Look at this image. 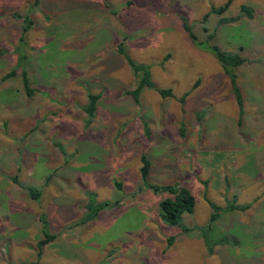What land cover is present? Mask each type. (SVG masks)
Masks as SVG:
<instances>
[{
    "label": "rangeland",
    "instance_id": "obj_1",
    "mask_svg": "<svg viewBox=\"0 0 264 264\" xmlns=\"http://www.w3.org/2000/svg\"><path fill=\"white\" fill-rule=\"evenodd\" d=\"M187 27L247 58L235 68L243 113ZM128 55L149 66L139 101ZM144 154L150 182L193 192L186 226L207 231L210 202L236 196L246 209L222 212L206 236L168 225L159 203L169 194L144 182ZM86 191L113 206L80 225ZM44 230L57 238L41 250ZM38 263L264 264V0H0V264Z\"/></svg>",
    "mask_w": 264,
    "mask_h": 264
},
{
    "label": "trees",
    "instance_id": "obj_2",
    "mask_svg": "<svg viewBox=\"0 0 264 264\" xmlns=\"http://www.w3.org/2000/svg\"><path fill=\"white\" fill-rule=\"evenodd\" d=\"M228 4L229 2L225 4L224 6H222L219 10H217V12L219 14L224 13ZM241 12L247 13L249 17H253V10L247 5L241 7ZM16 16L21 18L20 14ZM239 17L240 16H236L233 18L222 17L221 22L235 21V20H238ZM187 29H188V32L190 33L189 34L190 38L192 39L194 43L196 42L201 48L207 49L211 51L212 53H214V55H216L217 59L219 60L220 64L223 67V70L231 79L233 90L235 91L239 107L242 111L241 113H243L244 112V108H243L244 100L242 97L241 90L237 84V73L235 71V68L246 63L247 58L238 51L236 52L226 51L223 48H221V46H219L217 43L213 42L212 40L214 38V33L209 34L205 42H203V41L198 40L197 34L191 31L190 27H187ZM24 31L25 32L20 37L21 43L25 42V39H26L25 34L27 31V28H25ZM208 41L210 42L212 41L211 42L212 44H208L209 43ZM15 51L17 54H19L16 69L17 70L18 68L21 69L22 80H23L25 89L27 90L28 95L32 96L35 90L32 87H30L31 83H30V78H29V71L26 68L28 60H29V56L27 53L22 51V47H20L19 45L16 47ZM119 51L122 54H126L125 49L122 45H119ZM127 57H128L127 60L131 68L133 69L134 73L140 76L142 75V78L140 79L137 87L130 91V93L135 97V100L139 101V97L142 91L144 90V88L152 85V82L150 80V74L148 71L149 66L133 61L129 57V55ZM16 69L15 71H17ZM163 93L165 94L166 92L163 91ZM98 99H99V96L96 94L90 93L88 96V102H87L88 104L85 105L84 107L86 113L88 114V122H91L96 115ZM141 161H142V167H141L142 178L144 182L147 183L148 187L151 188L154 192H157V193L165 192L169 194L167 197L163 198L159 203V206H160L159 214L162 217L163 221L167 223L168 225L181 227V229H183V231L185 232H191L195 229H198V230L201 229L203 230V232L202 231L201 232L204 234V236H206L207 234L206 232L213 227L214 222L218 220L222 212H230V211L232 212L238 209H242V210L246 209L244 205L236 203L237 201L235 200L236 196L234 197L235 198L234 200L227 201L225 206H221L214 202H210L213 208V213L211 215L209 224L206 226L207 231L203 229L202 226L200 227L194 226L195 228L188 227L183 223L182 216L185 213H193V211L195 210L196 198L193 192L191 191V189L179 183L178 184H154L150 182L149 177H150V170H151V164H152L151 160L147 155L144 154L141 156ZM116 186L119 189H121L120 182H116ZM29 194L31 195L32 198L39 200L42 195V188L41 187H31L29 190ZM86 195H87V203L85 206L86 210L83 216L81 217V219L79 220L80 225H85V224H88L94 221L95 219H97V217L103 210L111 208L113 206V203L111 201H108V200L98 201L96 194L92 191H86ZM55 238H57L56 234H49L48 231L44 230V238H41L38 241L39 248L43 250V248L46 245H48L50 242H52ZM209 247H211L210 244H209ZM41 254L42 253L40 252L39 256H41Z\"/></svg>",
    "mask_w": 264,
    "mask_h": 264
}]
</instances>
